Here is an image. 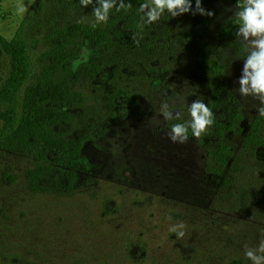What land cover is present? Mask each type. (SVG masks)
I'll use <instances>...</instances> for the list:
<instances>
[{
  "label": "rangeland",
  "instance_id": "374dc122",
  "mask_svg": "<svg viewBox=\"0 0 264 264\" xmlns=\"http://www.w3.org/2000/svg\"><path fill=\"white\" fill-rule=\"evenodd\" d=\"M34 1L0 0V34L14 39ZM192 24H199L197 14ZM115 36L124 43L134 40L122 29ZM233 52L224 47L225 54ZM93 58L87 44L71 67L77 70ZM243 64H233L224 79L249 121L261 102L239 95ZM157 67L146 81L136 75L128 80L139 92L138 103L120 100L114 115L103 105L110 87L93 93L82 86L93 140L80 161L86 186L74 194L31 193L26 184L31 160L0 152V264H252L245 248L264 240V215L247 200L257 189V160L241 155L228 188L208 179L204 148L194 137L173 143L161 107L166 102L174 116L188 121L194 100L209 103L210 87L193 58L181 65L163 60ZM6 71L0 67V90ZM108 78L106 72L97 82L105 85ZM173 227L184 236L178 239Z\"/></svg>",
  "mask_w": 264,
  "mask_h": 264
},
{
  "label": "trees",
  "instance_id": "16d2710c",
  "mask_svg": "<svg viewBox=\"0 0 264 264\" xmlns=\"http://www.w3.org/2000/svg\"><path fill=\"white\" fill-rule=\"evenodd\" d=\"M145 2L124 0L130 9L114 7L106 23L93 27L97 0L87 7L80 0H35L14 39L0 34V67L7 68V79L1 77L0 152L31 160L26 172L31 193L70 196L86 186L80 161L93 140L89 99L82 86L88 85L93 93L100 89L106 93L110 87L103 105L114 115L120 100L130 106L138 103L139 92L127 83L131 77L146 81L163 60L181 65L190 57L210 87L207 106L214 114V123L196 138L206 154L204 173L208 179H218L222 189L228 188L238 175L239 158L250 154L257 160V189L247 200L264 215V116L257 112L247 121L224 79L230 67L246 56L235 36L236 0H201L214 15L197 13L196 27L190 12L172 17L166 10L158 21L145 24L138 11ZM191 2L194 10L195 0ZM117 29L131 32L134 40L121 42L115 36ZM87 44L93 60L73 70L71 65L82 57ZM226 45L234 52L225 54ZM106 72L105 85L99 84ZM24 86L18 105L17 94ZM225 105L230 108L227 112L221 110ZM175 123L184 121H169L170 126ZM188 137H193L191 130ZM243 207L247 209L244 202Z\"/></svg>",
  "mask_w": 264,
  "mask_h": 264
},
{
  "label": "clouds",
  "instance_id": "9594fccd",
  "mask_svg": "<svg viewBox=\"0 0 264 264\" xmlns=\"http://www.w3.org/2000/svg\"><path fill=\"white\" fill-rule=\"evenodd\" d=\"M80 3L87 7L92 3V0H80ZM97 3L99 6L93 9L96 18L93 27L101 22L106 23L112 8L115 7L116 11L131 8V4L125 5L124 0H120L118 6L117 0H97ZM234 8L235 23L238 25L235 36L246 53L238 81V92L241 97L252 96L259 99L261 106L258 108V113L264 116V0H236ZM165 10L172 17L189 12H192L193 15L198 13L209 17L214 15L212 11L202 7L201 0H195L194 10L191 0H147L138 9L143 13L141 19L145 24L158 21ZM75 67L76 64H74V70ZM188 111L190 120L184 123H175L170 128L168 138L173 143H186L189 138V130L194 138H199L214 123V114L203 100H194ZM161 113L165 120L180 119V113H176L174 116L166 102L161 107ZM180 227L182 228L183 225ZM171 231L176 232L178 239L184 236V232L177 231L176 227H173ZM244 254L252 264H264V240H261L257 248L246 247Z\"/></svg>",
  "mask_w": 264,
  "mask_h": 264
}]
</instances>
